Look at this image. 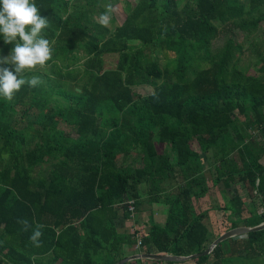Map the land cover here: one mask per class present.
Returning a JSON list of instances; mask_svg holds the SVG:
<instances>
[{
    "label": "trees",
    "instance_id": "trees-1",
    "mask_svg": "<svg viewBox=\"0 0 264 264\" xmlns=\"http://www.w3.org/2000/svg\"><path fill=\"white\" fill-rule=\"evenodd\" d=\"M33 2L48 18L42 35L62 78L25 84L12 101L0 95V264L125 259L138 241L118 232L115 205L133 198L137 206L145 181L168 212L164 225L139 236L141 254L190 256L230 229L264 223V76L241 65L246 50L233 37L213 48L233 29L257 35L264 0H138L114 31L96 20L110 1ZM142 85L153 92L138 93ZM202 153L212 154L214 183L239 187L219 209L200 201L210 190ZM217 211L227 213L223 230L207 223ZM37 225L39 246L31 240ZM187 262L264 264V230Z\"/></svg>",
    "mask_w": 264,
    "mask_h": 264
},
{
    "label": "clouds",
    "instance_id": "clouds-1",
    "mask_svg": "<svg viewBox=\"0 0 264 264\" xmlns=\"http://www.w3.org/2000/svg\"><path fill=\"white\" fill-rule=\"evenodd\" d=\"M112 11V5H108L106 11L96 18L97 22L109 26ZM48 26V18L40 14L33 0H0V34L5 43H14L9 55L0 56V64L14 68L0 67V95L7 101H12L23 85L36 87L42 83L37 76L26 78L23 74L37 66L44 67L52 59L53 49L42 35V30ZM23 223L27 226V221ZM42 227L37 225L31 236L36 246L40 243Z\"/></svg>",
    "mask_w": 264,
    "mask_h": 264
},
{
    "label": "rangeland",
    "instance_id": "rangeland-1",
    "mask_svg": "<svg viewBox=\"0 0 264 264\" xmlns=\"http://www.w3.org/2000/svg\"><path fill=\"white\" fill-rule=\"evenodd\" d=\"M110 1L112 3V8L113 11L111 13V21L109 28H112L111 30L114 31L116 28L115 27H119L120 25L123 24V22L125 21L126 17H128V14H126V10H128V4H131V6H134L135 4H137L138 0H107ZM105 5V4H104ZM107 6V4H106ZM99 17V16H98ZM96 17V18H98ZM112 19H114L112 21ZM115 28V29H113ZM221 35V34H220ZM229 37H233L236 42L238 44H242L245 48V52L244 54L241 56V65L246 67L247 70L253 74V75H260V76H264V69H262V61L259 58L260 54H264V22L261 24L260 30L257 33V35L252 36L251 38H248V40L246 39V34L233 29L230 31H227L226 34L221 35L219 38H216L214 40V46L213 48H219L221 47L226 38ZM140 42L139 40H134L132 42V46H137V42ZM14 47V43L12 44H7L4 42L3 37L0 38V56H7L10 54L11 49ZM4 49V50H3ZM84 56V54H82ZM157 59L160 61L161 66L165 67V63L167 62V59L165 57V55L160 52L156 54ZM83 62L84 59L80 60L79 66L83 67ZM106 65H110L111 67H114L116 65L115 60L112 58H107L106 60ZM0 67H10L13 68V66L8 65V64H0ZM53 68V64H51L49 61L47 62V64L44 67H40L37 66L35 69L32 70H26L25 73L23 74L26 78H31L32 76L37 75V77H39L41 79V81L44 82V84L48 87V82L45 80H47L46 78H51V79H61L62 77L53 72L52 71ZM14 70V68H13ZM32 73H34L35 75H32ZM64 79V78H63ZM80 82L82 83V79L80 80ZM77 82H73L71 81V86L73 87V84L75 85ZM70 85V81L68 82V84H66V86ZM153 87L150 85H142V86H138L136 87V91L140 94L143 95H148L150 93L153 92ZM66 89H64L65 91ZM19 109V107L17 108ZM60 127H63V124L60 125ZM254 139L258 141H261V138H258V133L254 132ZM212 156V154H206V153H202L201 155V159H202V163H203V167L206 169V174L208 176V185L210 186V190L208 192V194H206V196L204 198H200V201L202 203V207H217L216 209H219V206H223L225 202H227L226 200H228L229 198H231V195H234L238 192V188L239 187H235V188H230V189H225L224 190V184L223 183H214L213 178L216 176L217 172H216V168L214 166L209 167V161L210 158L209 156ZM173 162H177V156L176 154H174L173 158H172ZM262 162H264V157L262 158ZM126 201V202H125ZM122 202L117 203V205H115V210L116 212L119 211V209L122 208H126V211L130 212V217L132 215V212L129 209L130 206V201H132L131 199L129 200H125ZM164 205H166V203H164ZM167 206V205H166ZM135 210H136V206ZM168 208V206H167ZM204 209V208H203ZM264 206L258 205L257 210L259 211H263ZM122 211V210H120ZM227 213H222L221 211H217L216 213H214L212 215V220H207V223L209 226H219V228H217L218 230H223V228L226 226V223L228 221H226V217ZM135 217H136V213H135ZM239 217L235 214H231L229 217L230 219H238ZM132 221L133 218H130ZM123 222V221H122ZM118 223V221H117ZM124 223H126L124 221ZM140 229V228H139ZM149 229V228H147ZM142 231V229H140ZM133 231H138L137 229H134ZM146 231V230H145ZM131 234V233H129ZM132 235V234H131ZM135 235V234H133ZM136 237V235H135ZM138 241V239H137ZM138 243V242H137ZM134 249H140V247L137 246ZM137 252V251H136ZM140 254L139 253H135L134 255ZM133 254H131L129 252V250H126L125 256L131 257L134 256ZM180 264H192L191 262H187L184 261Z\"/></svg>",
    "mask_w": 264,
    "mask_h": 264
},
{
    "label": "crops",
    "instance_id": "crops-1",
    "mask_svg": "<svg viewBox=\"0 0 264 264\" xmlns=\"http://www.w3.org/2000/svg\"><path fill=\"white\" fill-rule=\"evenodd\" d=\"M63 127L67 126L63 125ZM154 188L155 187L153 183H151L150 181L142 182L139 185L138 192L140 194V199H138V205H135V212L131 215L134 221L130 219V212L126 211V208H122L117 211L118 218L116 219L115 223L119 233H131L132 235L136 234V236L138 237L142 233L146 234L149 230L147 228H150L151 224L153 223H156L160 226L165 224L167 219L168 208L166 205H164V203H162V201H158L159 198L155 197L156 192H154ZM151 197L152 199H150ZM125 212L129 213V218H126ZM124 221L126 223H124ZM139 228L142 229V231ZM134 229H137L138 231H136L135 233V231H133ZM129 252L134 255L135 253H139L140 251L139 249H131L129 250Z\"/></svg>",
    "mask_w": 264,
    "mask_h": 264
},
{
    "label": "water",
    "instance_id": "water-1",
    "mask_svg": "<svg viewBox=\"0 0 264 264\" xmlns=\"http://www.w3.org/2000/svg\"><path fill=\"white\" fill-rule=\"evenodd\" d=\"M264 230V223H262L259 226L256 227H237L234 229H230L223 234H221L219 237H217L209 246L207 249H205L201 253L193 254L190 256H173V255H155V254H137L131 257H126L123 260H120L116 262L115 264H125L128 262H131L133 260H138V259H150V260H156V261H163V262H184L196 258H200L203 256H206L210 254L213 249L222 241L230 239V238H235L239 236L246 235L250 232H257V231H263Z\"/></svg>",
    "mask_w": 264,
    "mask_h": 264
},
{
    "label": "built area",
    "instance_id": "built-area-1",
    "mask_svg": "<svg viewBox=\"0 0 264 264\" xmlns=\"http://www.w3.org/2000/svg\"><path fill=\"white\" fill-rule=\"evenodd\" d=\"M132 201H130V206H129V209H130V211L132 212V213H134L135 212V201H134V199H131ZM126 202V201H125ZM137 239H138V247H140L141 246V239H140V237L138 236L137 237Z\"/></svg>",
    "mask_w": 264,
    "mask_h": 264
}]
</instances>
